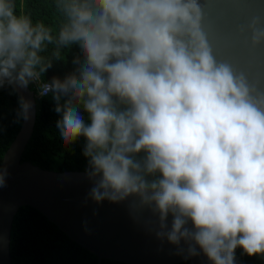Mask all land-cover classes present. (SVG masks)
<instances>
[{"label": "clouds", "instance_id": "9594fccd", "mask_svg": "<svg viewBox=\"0 0 264 264\" xmlns=\"http://www.w3.org/2000/svg\"><path fill=\"white\" fill-rule=\"evenodd\" d=\"M54 5L55 26L0 0V88L34 81L40 96L52 94L62 141L86 139L88 175L98 177L89 196H138L158 218V238L183 240L189 255L198 246L212 264H235L237 247L264 254V92L216 60L200 0ZM246 30L253 46L264 43V18ZM73 45L83 58L74 71L45 81ZM31 108L20 95L17 118L29 120ZM5 177L0 168V187Z\"/></svg>", "mask_w": 264, "mask_h": 264}, {"label": "water", "instance_id": "95a60500", "mask_svg": "<svg viewBox=\"0 0 264 264\" xmlns=\"http://www.w3.org/2000/svg\"><path fill=\"white\" fill-rule=\"evenodd\" d=\"M202 28L217 61L230 63L243 72L249 83L264 92V43L253 46L251 32L241 31L254 16L264 18V0H200ZM11 87V86H10ZM12 88V87H11ZM31 102V118L21 120L14 138L3 153L0 168L6 169L0 187V264H11L10 230L20 207L37 210L67 238L101 260L123 264H212L197 246L189 255L188 245L158 238V218L139 197L97 203L89 192L98 177L84 171H53L21 161L35 121V96L27 88L15 91ZM172 216L167 223L171 226ZM191 227V224L188 225ZM183 249V251H181ZM235 264H242L235 257Z\"/></svg>", "mask_w": 264, "mask_h": 264}, {"label": "trees", "instance_id": "16d2710c", "mask_svg": "<svg viewBox=\"0 0 264 264\" xmlns=\"http://www.w3.org/2000/svg\"><path fill=\"white\" fill-rule=\"evenodd\" d=\"M16 3L17 13H30L33 22L42 20L46 25H56L58 17L54 0H16ZM51 48L50 45L49 53ZM62 57L53 60L52 67L44 74L45 81H50L53 76L63 79L77 66L73 63L74 59H83L77 45L62 50ZM29 87L34 93L39 90L38 83L34 81L29 83ZM55 103L51 93L35 98L33 131L21 161L59 172L89 170L88 158L83 155L86 139L79 137L67 145L62 141L56 126L60 116L55 112ZM18 109V94L8 85L0 88V163L4 151L20 127L22 119L17 118ZM80 111L85 122L90 123L88 113L83 108ZM9 249L11 264H96L94 255L70 241L56 226L29 206L20 207L13 217ZM235 257L242 264H264V254L249 256L241 247L235 250ZM101 264L123 263L101 260Z\"/></svg>", "mask_w": 264, "mask_h": 264}, {"label": "built area", "instance_id": "2783aa9c", "mask_svg": "<svg viewBox=\"0 0 264 264\" xmlns=\"http://www.w3.org/2000/svg\"><path fill=\"white\" fill-rule=\"evenodd\" d=\"M34 96H35V98H38L40 96L39 95V90L36 93H34Z\"/></svg>", "mask_w": 264, "mask_h": 264}]
</instances>
